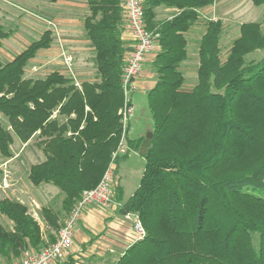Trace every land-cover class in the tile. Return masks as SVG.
Returning <instances> with one entry per match:
<instances>
[{
  "label": "trees",
  "instance_id": "trees-1",
  "mask_svg": "<svg viewBox=\"0 0 264 264\" xmlns=\"http://www.w3.org/2000/svg\"><path fill=\"white\" fill-rule=\"evenodd\" d=\"M87 3L85 31L95 51L96 80L78 87L58 70L26 77L28 63L51 47V30L12 60H0V157L13 156L15 138L27 143L37 137L45 159L30 167L28 178L64 194L61 214L42 208L47 242L27 205L0 199V214L13 222L11 228L0 224V257L10 263L56 240L65 217L84 190L98 185L121 141L124 11L121 0ZM214 3L144 0L146 27L159 35L152 62L156 84L147 93L153 138L139 186L119 211L137 215L145 234L115 264H264V57L247 59L264 50L263 25L241 24L222 57L224 22L206 19L197 83L183 88L187 35L200 22L201 10ZM159 6L177 13L157 20ZM10 35L0 20V46ZM143 140L127 135L129 151L115 161L116 178L120 163L139 152ZM115 190L120 199L121 186Z\"/></svg>",
  "mask_w": 264,
  "mask_h": 264
},
{
  "label": "rangeland",
  "instance_id": "rangeland-1",
  "mask_svg": "<svg viewBox=\"0 0 264 264\" xmlns=\"http://www.w3.org/2000/svg\"><path fill=\"white\" fill-rule=\"evenodd\" d=\"M31 3V0H0V20L1 23L5 26V29L7 31H10L11 33L8 38L2 40V44L0 46V60L3 63L12 60L13 57L22 52L24 48H27L31 42L38 40L42 34L40 33L42 32V30L51 28L52 26H49L47 22L51 21L52 23H55V13L53 14L49 11L51 15H47L46 13L48 11H46L44 12L45 14L43 16L41 8L39 9V11H34L29 8L30 5H32ZM44 5L49 9H56V11H58V7H56L55 4L45 1ZM37 13H42L39 17L40 20L38 19V17H36L37 15H35ZM208 18L221 19L224 22V33L221 39V47L223 51L222 57H225L229 47L240 34L241 24L246 22H259L263 25L264 28V5L256 6L252 2V0H220V4L219 6H217L214 13H212L210 16L201 18L200 22L194 29V34L190 35L189 58L182 64V70L186 78L183 88L186 90H192V88L197 83V68L199 66L198 46L200 36H202L201 34L205 32V22ZM31 19H37L40 22V25L42 26L41 30L40 28H38V31L32 30V28L30 27ZM44 20H46V22ZM52 46L53 49L60 47L58 37L56 38V41L52 44ZM64 47L65 52L76 54L73 64L80 67L81 69L88 70L89 74L87 76H80V78L85 77L89 80H94L95 72L93 51L84 49L88 47V44L72 45L71 43H67V45H65ZM79 47L80 49L83 48L84 51L77 52L76 50ZM263 57L264 50H258L249 54L247 56V59L259 60ZM38 59L39 61H41L45 59V57L39 56ZM59 61H61V59L58 58L57 60H51L46 64H39L37 63V61H30L26 67L25 75L26 77L32 78L45 77L52 71L62 68V64ZM132 103L134 109L133 116H131L130 118L132 134L135 135L138 132H146L148 128L152 129L153 119L150 108L148 106L147 93L144 90L134 91L132 95ZM3 121L4 123L6 122L5 120ZM37 140L38 139L36 137L23 147L22 142L19 139L15 138L11 149L14 153L20 152V155L10 164V167L15 173V179L18 180V193L21 194V191H23V197L18 199L17 196H13L11 194H7L8 192H4V190L6 189H0V199H2L3 197L10 198L21 203H23V199V204L28 206L29 212L34 215V217L40 222L41 227H44V230H46L48 229V226L43 219L42 208L51 207L61 214L63 212L64 194L58 188L49 184L34 186L28 178L29 168L33 164H37L45 159L42 150L37 145ZM132 158V166L136 170L132 171L131 173H126L127 175L125 176V178L127 180L131 179V184L126 185L128 190H132V188H134V186L138 184L142 169L145 166L142 160V155L138 154ZM3 161H5V159L3 157H0V162ZM121 175L124 178L123 172L121 173ZM132 183H134L135 185H132ZM26 188L28 190H31L30 192H32L35 196V199L38 202L37 204H35L33 201V206H31L28 203L27 200L30 196L27 198ZM85 212L86 210L84 211V213ZM0 217L4 222V226L9 227L10 221L6 217L1 216V214ZM132 220L133 225H135V215H132ZM254 239L257 243L258 236L255 235ZM105 263L115 264V261H105Z\"/></svg>",
  "mask_w": 264,
  "mask_h": 264
},
{
  "label": "crops",
  "instance_id": "crops-1",
  "mask_svg": "<svg viewBox=\"0 0 264 264\" xmlns=\"http://www.w3.org/2000/svg\"><path fill=\"white\" fill-rule=\"evenodd\" d=\"M45 1L46 0H31L32 5H30L29 8L34 11H39L40 8L42 9L41 12L43 14L42 13L35 14L37 15L36 17H38V19L41 14L44 16L45 14L44 12L46 11H48L46 13L47 15H51L49 11L52 12L53 14L55 13L54 14L55 23H52L51 21L47 22L48 25L52 27L44 29L40 33H42L41 34L42 36L46 30H51L53 32V35H52L53 43L56 41V38L58 37V41L60 42V47L53 49L52 48L53 46L51 45L50 48L42 49L37 53V56L33 58L31 61L32 62L37 61V63L39 64H46L47 62L51 60H57V58L61 59V61L59 62H61L62 68L59 69L58 71L65 73V74L66 73L70 74L74 78V80L81 85L83 81L89 80L85 77L80 78V76H87L89 74L88 70L81 69L80 67L73 64L72 72L68 71L67 65L65 63L64 53L65 54H71V53L65 52L64 46L67 45V43H71L72 45L88 44V47L84 49L92 50L93 55L95 56L94 47L92 46L91 41L87 38L86 31H85V19L89 14L87 0H58L57 2L52 3V4H55L56 7H58V11H56V9H49L47 6H45L44 5ZM219 4H220V0H215V3L212 6H207L203 8L201 10V18L210 16L212 13H214L217 6H219ZM176 13H177V10L175 8L167 7V6H159L156 8V19L157 20L172 19L176 15ZM30 21H31L30 27L32 28L33 31L35 30L38 31V28H40L41 30L42 26L40 25V22L37 19H31ZM44 21L46 22V20ZM195 27L187 35V38L189 41H190V35H193L195 32L194 31ZM201 37L202 36H200V39ZM122 38L124 42L126 43V51L128 52L132 46L133 38H132V35L129 29L127 28V25L123 31ZM84 49L83 48L80 49L79 47L77 48V50L76 49L75 50L77 52H80V51H84ZM158 50H159V47L156 44L152 54L150 55L147 63L145 64L142 74L136 80V85H137L136 91L144 90L146 93H148V91L155 86L156 75L153 71V67L151 66H153L152 62ZM71 55L75 57L76 54L73 53ZM39 56H44L45 59L39 61L38 59ZM94 56H93V60H94ZM94 72H95L94 80H96L97 79V69L95 67V64H94ZM94 80H91V81H94ZM57 113H58L57 111L54 113L53 115L54 118L57 116ZM72 115L74 116V114ZM149 131H152V129L148 128L146 132H143V133L138 132L135 135H133L132 129H131V123H130L128 137L132 139H139L141 137L145 138L146 134ZM71 134H72V130H69L68 135H71ZM27 143L22 142L23 147ZM138 154L139 152L131 151L128 157L125 160H123L118 166L116 185H119L122 188V191L120 192V199L116 198L115 199L116 204L111 208L90 207L86 209V212L83 214L82 218L79 221V225L75 233L74 245L68 252L65 259L62 261H58L55 264H81L84 261H95V262H101V263H105V261L106 262L115 261L119 255L123 254L124 251L127 250V248H129L133 243H135L138 240V233L136 231L135 225H133V220H132V215H135V214L131 213L130 218H127L126 214H122L119 211L120 204L127 201L133 195V193L139 186L144 168L142 169L140 180H138V184L134 186L132 190H128L126 187L127 184H131V181H130L131 179L127 180L125 178V176L127 175L126 173L128 172L131 173L132 171L136 170L132 166L133 165L132 157ZM19 155H20V152L18 153L13 152V156L11 158L3 162H0V178L2 177L5 170H8L11 173L12 178H13L12 187L10 189L4 190V192H8L7 194L17 196L18 199L23 197V194H22L23 191H21V194L18 193L19 192L18 185H17L18 180L15 179V173L10 167V164L15 159H17ZM142 160L145 165V159L143 156H142ZM29 171H30V168H29ZM122 172H123L124 178L121 175ZM132 185H135V184L132 183ZM30 191L31 190L27 189V192H26L27 198L30 196L27 201L31 206H33L32 204L33 201L35 204H37L38 202L35 199V196L33 195V193ZM22 202L24 203L23 199H22ZM1 216H4V215H1ZM9 221H10L9 227L7 228H11L13 226V222L11 220ZM3 223L4 222L2 221L0 217V224L4 226ZM42 229L44 231V239L47 242L48 241V238H47L48 229L44 230V227H42ZM0 264H12V263L0 257Z\"/></svg>",
  "mask_w": 264,
  "mask_h": 264
},
{
  "label": "built area",
  "instance_id": "built-area-1",
  "mask_svg": "<svg viewBox=\"0 0 264 264\" xmlns=\"http://www.w3.org/2000/svg\"><path fill=\"white\" fill-rule=\"evenodd\" d=\"M144 0H121L127 28L133 42L126 54L122 72V86L124 91V105L120 109L123 133L118 148L112 154V161L97 186L84 190L71 212L65 217L58 230L56 240L39 251H28L12 264H55L62 261L74 245L75 233L84 211L90 207L111 208L116 204V164L118 157L128 153L127 133L130 128V118L133 116L132 95L136 91V80L143 72V68L152 54L157 42L158 34L146 27L144 14ZM68 71L72 72L74 57L65 54ZM76 85H81L76 82ZM13 185V178L8 170L1 177L0 189H8ZM130 218L131 213L126 214ZM135 227L138 238L145 234L144 228L135 215ZM81 264H106L95 261H84Z\"/></svg>",
  "mask_w": 264,
  "mask_h": 264
},
{
  "label": "water",
  "instance_id": "water-1",
  "mask_svg": "<svg viewBox=\"0 0 264 264\" xmlns=\"http://www.w3.org/2000/svg\"><path fill=\"white\" fill-rule=\"evenodd\" d=\"M152 138H153V132L149 131L146 134V137L144 138V140H143V142L141 144V147L139 149V154L140 155L145 156L148 153L149 147H150L151 142H152Z\"/></svg>",
  "mask_w": 264,
  "mask_h": 264
}]
</instances>
